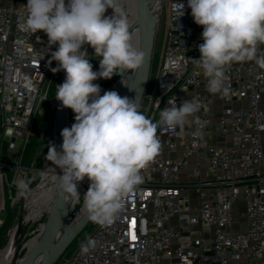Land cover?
Returning <instances> with one entry per match:
<instances>
[{
    "label": "built area",
    "instance_id": "2783aa9c",
    "mask_svg": "<svg viewBox=\"0 0 264 264\" xmlns=\"http://www.w3.org/2000/svg\"><path fill=\"white\" fill-rule=\"evenodd\" d=\"M181 2L157 0L161 61L142 101L156 122L169 100H195L199 123L158 128L161 153L141 170L143 182L122 212L98 224L62 264H264V69L234 62L225 73L228 94L210 93L191 61L200 57L203 27L187 0L178 18ZM26 3L0 0V214L6 171L21 169L17 146L30 134L57 67L49 64L57 45L49 48L43 31L25 30ZM193 152L206 154L204 167L197 162L192 177L181 180ZM90 239L94 246L82 252Z\"/></svg>",
    "mask_w": 264,
    "mask_h": 264
},
{
    "label": "clouds",
    "instance_id": "9594fccd",
    "mask_svg": "<svg viewBox=\"0 0 264 264\" xmlns=\"http://www.w3.org/2000/svg\"><path fill=\"white\" fill-rule=\"evenodd\" d=\"M25 6V30L43 31L49 48L57 45L49 64L56 61L51 70L66 76L56 85L55 98L75 114V122L60 133L59 149L47 146L46 159L62 171L54 178L59 195L65 202H79L78 183L87 178L84 210L93 222L112 223L143 182L141 170L161 153L158 128L182 129L190 119L199 123L200 104L184 100L177 105L173 98L154 122L140 111L136 99L114 90L101 95L94 81L134 72L145 62L140 30L133 28L120 0H27ZM187 6L203 27L200 57L190 59L207 78L210 93L228 94L225 73L234 62H254L264 69V0H187ZM109 8L113 14L106 16ZM184 14L182 0L178 18ZM85 44L94 49L98 71L87 49L82 50ZM94 243L90 239L81 245L82 252Z\"/></svg>",
    "mask_w": 264,
    "mask_h": 264
},
{
    "label": "rangeland",
    "instance_id": "374dc122",
    "mask_svg": "<svg viewBox=\"0 0 264 264\" xmlns=\"http://www.w3.org/2000/svg\"><path fill=\"white\" fill-rule=\"evenodd\" d=\"M126 0H120V3L125 7ZM113 14L112 9H107L105 15L111 16ZM163 40L159 41L157 37L154 38L152 59L149 71V78L147 84L151 86L156 78L157 72L161 61ZM90 57V63L93 65V70L97 71L99 68V60L94 58V49L89 45L86 47ZM126 72L122 73V78L126 75ZM61 71L55 72L52 80L51 87L49 89L48 97L43 101L36 109L31 120V132L26 140L18 144L17 146V165L20 166L18 172L6 171V182L3 188V208L0 214V253L5 249L11 236H13L14 229L21 219L22 221V233L18 240L14 242L15 250L18 249L17 259H22L26 255V248L19 250L21 245L33 239L37 235L40 225L43 222L44 216H41L46 211L39 212L34 218L24 221L26 216L33 210L36 212V205L32 202L42 191L43 188L51 186L54 183L53 175L46 171L50 167L46 154L48 151V145L55 144L58 148V144L55 140L54 129V95L56 85L59 80ZM118 75H114L111 79H98L94 81L100 85L103 95L104 91H109L117 83ZM140 111L146 116L148 114V102L141 101ZM69 114H73V111L69 109ZM44 166V169H41ZM24 185L21 187V185ZM83 206V195L80 197L79 202H72L70 204L69 220L74 218L75 214ZM32 209V210H31ZM99 223L89 220L79 234L72 240L66 247L64 252L59 255V258L54 264H62L63 261L71 255L82 240L89 235V233ZM24 250V251H23ZM34 250L31 249L29 254ZM28 254V255H29Z\"/></svg>",
    "mask_w": 264,
    "mask_h": 264
},
{
    "label": "water",
    "instance_id": "95a60500",
    "mask_svg": "<svg viewBox=\"0 0 264 264\" xmlns=\"http://www.w3.org/2000/svg\"><path fill=\"white\" fill-rule=\"evenodd\" d=\"M157 0H135V6L142 35L141 49L145 53L144 64L134 71L131 81V99H136L139 104L142 102L143 92L146 88L152 59L154 37H155V7ZM85 44L82 50L86 49ZM65 72L61 71L57 85L65 80ZM122 79V75H118L116 83ZM56 92V89H55ZM54 129L57 127L61 133L64 126L71 127L75 122V114H69L68 108H62L60 102L56 100L54 95ZM62 145V136L60 134ZM59 145V147H60ZM44 169V166L41 168ZM59 175H62L60 169ZM57 183V182H56ZM70 202H65L59 195L58 185L55 190L44 216L43 222L37 233L38 247L41 249V256L36 257L31 264H54L69 243L79 234L87 222L90 220L88 214L85 213L78 221L74 228L69 224ZM22 233V221H18L14 232L13 239L16 242Z\"/></svg>",
    "mask_w": 264,
    "mask_h": 264
},
{
    "label": "bare ground",
    "instance_id": "6f19581e",
    "mask_svg": "<svg viewBox=\"0 0 264 264\" xmlns=\"http://www.w3.org/2000/svg\"><path fill=\"white\" fill-rule=\"evenodd\" d=\"M126 1L127 2L125 3L124 8L126 9V11L128 13L129 22L132 24L134 29L138 28L140 30L139 21H138L139 19L137 16V11H136V6H135V0H126ZM141 42H142V35H141V31H140V39H139V47L140 48H141ZM98 70H99V68L97 69V71ZM133 74H134V72L132 70H128L126 72V75L110 90L117 91L122 97L127 96V97L131 98L132 97L131 81H132ZM123 81H125L126 84H124ZM65 127H66V125L64 126V128ZM55 140L58 144V149H59V145L61 144V140H60V133H59L57 127H55ZM48 163H49L50 167L48 169H46V171L53 175L54 183L51 186L43 188L42 191L35 198V200H33L32 204L36 205V208H37L36 212L33 210L30 214H28V216H26L24 221H27L31 218H34L36 216V214L39 212L47 211L49 201L51 200V198L53 196V193L55 190V185L57 184L56 180L54 178L57 175H59V171H60V169L55 168V166L52 165L50 161H48ZM89 184H90V182L87 178H85L83 181L78 183V191H79L80 195H84L87 192V190L89 188ZM71 203L72 202H70V204ZM85 213H86V211L84 210V208L82 206L81 209L75 214L74 218L69 220L70 227L74 228L76 226V224L78 223V221L83 217V215ZM14 246H15L14 239H13V236H11L10 240L8 241L7 245L5 246V249H3V251H1V253H0V264H31L33 262V260L36 259V257L38 258L42 255L41 251H40L41 249L38 247L37 235H35V237L33 239L29 240L27 242V244H26V242H24L21 245L19 250L23 249L24 247L27 250L26 255L22 259H19V260L17 259L18 249L16 248V250H15ZM31 249H33L34 251L29 254V251Z\"/></svg>",
    "mask_w": 264,
    "mask_h": 264
},
{
    "label": "crops",
    "instance_id": "0c3cea01",
    "mask_svg": "<svg viewBox=\"0 0 264 264\" xmlns=\"http://www.w3.org/2000/svg\"><path fill=\"white\" fill-rule=\"evenodd\" d=\"M221 105V103L218 102V106ZM206 161V154L204 152L198 153H191V155L188 156V167L187 169H183L179 172V176L181 180H186L189 177H192V173L194 169L197 167V162H199L200 168L202 169L204 167V163Z\"/></svg>",
    "mask_w": 264,
    "mask_h": 264
}]
</instances>
